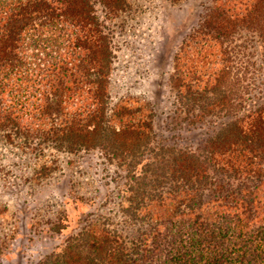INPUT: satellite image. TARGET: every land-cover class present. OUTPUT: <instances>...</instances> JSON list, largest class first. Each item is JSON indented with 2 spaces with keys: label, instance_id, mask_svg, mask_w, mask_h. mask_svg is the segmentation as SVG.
I'll return each mask as SVG.
<instances>
[{
  "label": "trees",
  "instance_id": "16d2710c",
  "mask_svg": "<svg viewBox=\"0 0 264 264\" xmlns=\"http://www.w3.org/2000/svg\"><path fill=\"white\" fill-rule=\"evenodd\" d=\"M220 1L184 38L168 78L188 125L219 118L196 152L177 145L175 134H158L152 102L111 103L114 52L93 0H0L5 137L104 150L131 182L150 159L126 209L135 226L151 224L148 252L157 264H264V97L236 96L232 75L240 30L257 36L264 57V0ZM100 2L112 14L127 8V0ZM81 236L85 248L69 241L36 264H133L139 251L105 227L71 237Z\"/></svg>",
  "mask_w": 264,
  "mask_h": 264
},
{
  "label": "rangeland",
  "instance_id": "374dc122",
  "mask_svg": "<svg viewBox=\"0 0 264 264\" xmlns=\"http://www.w3.org/2000/svg\"><path fill=\"white\" fill-rule=\"evenodd\" d=\"M100 1L93 0L95 10L114 52L108 86L111 103L152 102L158 134L163 139L175 134L177 145L201 152L219 118H196L188 125L175 109L176 90L168 78L184 38L209 7L222 1L127 0V8L117 14ZM232 43L235 95L247 103L260 100L264 57L259 39L243 29ZM149 161L143 158L137 164V177L131 182L119 160L104 150L68 152L37 140H9L0 128V264H36L51 254L53 259L69 241L85 248L83 236L78 241L71 236L90 227L116 230L135 243L139 251L133 264H157L148 252L151 224L135 226L126 209L131 204L128 189L140 185L143 164ZM210 196V202L221 198Z\"/></svg>",
  "mask_w": 264,
  "mask_h": 264
}]
</instances>
